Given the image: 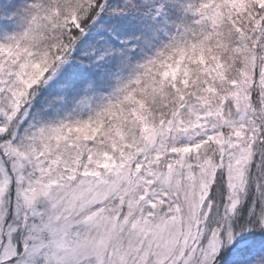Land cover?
<instances>
[{"label": "snow or ice", "instance_id": "obj_1", "mask_svg": "<svg viewBox=\"0 0 264 264\" xmlns=\"http://www.w3.org/2000/svg\"><path fill=\"white\" fill-rule=\"evenodd\" d=\"M0 264H264V0H0Z\"/></svg>", "mask_w": 264, "mask_h": 264}]
</instances>
